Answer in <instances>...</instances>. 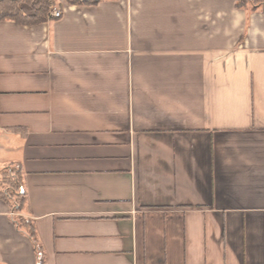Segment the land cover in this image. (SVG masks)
Segmentation results:
<instances>
[{
    "label": "crops",
    "instance_id": "obj_1",
    "mask_svg": "<svg viewBox=\"0 0 264 264\" xmlns=\"http://www.w3.org/2000/svg\"><path fill=\"white\" fill-rule=\"evenodd\" d=\"M55 0L0 21V264H264V1ZM24 14L32 9L20 5Z\"/></svg>",
    "mask_w": 264,
    "mask_h": 264
},
{
    "label": "trees",
    "instance_id": "obj_2",
    "mask_svg": "<svg viewBox=\"0 0 264 264\" xmlns=\"http://www.w3.org/2000/svg\"><path fill=\"white\" fill-rule=\"evenodd\" d=\"M102 0H66L72 4H97ZM264 0H248L238 2L236 7L254 11ZM27 4L32 9L31 14H24L20 5ZM55 5V0H0V21L11 20L20 25H36L51 20L49 10ZM0 196L4 198L15 213H20L27 205V195L22 182V168L19 163H9L0 168ZM16 227L25 233L35 251L36 264H44V252L37 239L32 221L18 214L12 216Z\"/></svg>",
    "mask_w": 264,
    "mask_h": 264
},
{
    "label": "built area",
    "instance_id": "obj_3",
    "mask_svg": "<svg viewBox=\"0 0 264 264\" xmlns=\"http://www.w3.org/2000/svg\"><path fill=\"white\" fill-rule=\"evenodd\" d=\"M49 16L52 18V19H56V18H59L61 15H62V10L53 6L49 12H48Z\"/></svg>",
    "mask_w": 264,
    "mask_h": 264
}]
</instances>
